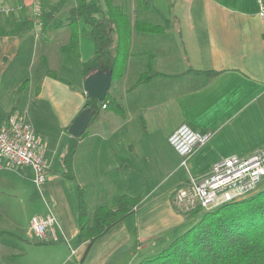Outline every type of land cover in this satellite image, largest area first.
Here are the masks:
<instances>
[{"label": "crops", "instance_id": "1", "mask_svg": "<svg viewBox=\"0 0 264 264\" xmlns=\"http://www.w3.org/2000/svg\"><path fill=\"white\" fill-rule=\"evenodd\" d=\"M136 1L123 6L131 22L143 19L167 28L131 34L126 71L111 90L124 114L102 110L88 125L70 159V179L62 158L74 138L69 127L87 99L79 62L93 55L80 46L79 60L60 52L69 42L66 26H55L54 50L38 44L42 38L33 30L0 33V120L9 114L26 120L44 147L48 167L37 188L31 167L2 168L0 190L10 185L11 192L24 196L22 202L28 188L38 191L31 219L47 212L55 217L56 241L47 237V245L34 244L25 222L29 240L17 235L24 245L19 261L32 249L44 255L45 264L72 259L74 264H137L186 230L188 223L172 205L178 186L205 177L226 157L264 149V25L256 0H170L173 11L167 17L157 14L152 0L149 10L138 12ZM42 35L46 38L45 31ZM149 63L160 76L134 86ZM181 126L211 134L185 164L168 143ZM115 195L140 197L142 207L88 249L79 234L80 199L91 221L94 210Z\"/></svg>", "mask_w": 264, "mask_h": 264}, {"label": "trees", "instance_id": "2", "mask_svg": "<svg viewBox=\"0 0 264 264\" xmlns=\"http://www.w3.org/2000/svg\"><path fill=\"white\" fill-rule=\"evenodd\" d=\"M24 1L13 0L12 8L15 12L26 9ZM34 2L39 9V19L43 23V34L54 14L65 5L66 0H59L57 5L52 4L51 0H33L28 7L33 8ZM136 7L138 12L143 13L150 9V0H137ZM13 12L6 13L4 23L0 25V33L17 36L34 29L31 21L33 16L30 18L24 13L16 18L13 17ZM81 23L88 27V37L92 40L94 52L90 59L79 62L80 75L85 80L88 75L97 71L111 73V84L105 99L97 101L87 98L83 106V109L88 108L93 112L91 126L102 110H109L117 115L124 114L122 102L111 94V90L121 81L126 71L131 34L162 33L167 24L153 25L143 19L131 22L128 12L123 7L115 5L113 0H75L69 19L65 22L60 21L56 27L66 26L70 29L69 42L60 48V52L78 60ZM158 76L160 74L156 73L149 63L146 72L140 75L134 86L145 85ZM87 131L88 128L80 138L85 137ZM78 139H70L62 158L64 175L68 179L71 178L69 163L77 149ZM184 185L178 186L175 191ZM261 185L263 181L247 196L208 211L194 208L180 212L174 204V191L172 205L175 210L184 216L187 223L198 218L165 249L141 259L137 264H264V186L260 188ZM141 207L140 197L115 195L108 204L97 207L92 220L89 221L88 208L80 199L79 234L89 249L95 240L105 235L113 226L137 213ZM7 236L18 238L10 232L0 231V244H3V237ZM50 243L46 240L34 242L35 245ZM21 256L22 253L10 255L8 261L10 264L14 263ZM0 264L4 263L0 261Z\"/></svg>", "mask_w": 264, "mask_h": 264}, {"label": "built area", "instance_id": "3", "mask_svg": "<svg viewBox=\"0 0 264 264\" xmlns=\"http://www.w3.org/2000/svg\"><path fill=\"white\" fill-rule=\"evenodd\" d=\"M256 3L258 15L264 25V0H256ZM3 11L8 14L14 9L5 7ZM33 24L35 36L42 37L43 23L39 19V9L35 2ZM210 137V133H200L181 126L169 136L168 143L182 158H189ZM44 154L40 139L26 120L15 114H9L0 120V169L31 167L35 175L34 183L39 187L44 183L48 169ZM263 179L264 149L247 157L229 156L215 163L205 177L190 179L178 188L174 194V204L181 211H189L195 206L208 211L254 192ZM54 224L55 217L51 212L33 217L30 229L34 239L44 241L50 237L55 242Z\"/></svg>", "mask_w": 264, "mask_h": 264}, {"label": "rangeland", "instance_id": "4", "mask_svg": "<svg viewBox=\"0 0 264 264\" xmlns=\"http://www.w3.org/2000/svg\"><path fill=\"white\" fill-rule=\"evenodd\" d=\"M58 1L59 0H55V1L51 0V3L57 5ZM169 1L170 0H152V4L157 8L158 15L162 13L163 15H165L164 17H167L168 13L173 11V7L172 6L169 7V4H168ZM0 2H1L0 9H2L0 10V25H1L4 23L3 20L6 16V13H4L3 11L4 8L5 7L11 8L14 5L12 3L13 0H0ZM24 2H25L24 4H26L25 5L26 9L23 8L21 12L19 11L18 13L14 11L12 13L13 17L17 18V16H20L21 14L26 13L28 17L32 18L33 8L28 7V5L31 4V0H27V1L25 0ZM74 2L75 0H66L65 5H63L59 10H57V13H55L56 16L54 20H52L45 29L46 38L41 37L42 39L38 40V42H40L38 44H41L47 50L49 49L54 50L51 45L53 44V41L54 42L57 41V37H55L56 23L60 21H67L69 19L70 10L74 6ZM113 3L115 5H119L120 7H123L126 3V0H113ZM131 4L134 7V4L133 3ZM31 21H33V19ZM87 31H88V27L81 23L80 33H79V46L81 47L80 51L82 53H85V51H87L90 55L91 54L93 55V43H92V40L87 36ZM196 132H199V131H196ZM187 159L188 157H183L182 161L186 162ZM262 181H263V185H261L260 188L264 186V179ZM34 186H35L34 188L38 187L36 184ZM10 189L11 187L9 185L7 186V190H0V231H8V232L16 233V235H18L19 237L29 240V238L26 237V234L30 226L31 216L32 214L34 215V213H36L38 210L37 209L38 200L36 198L39 196L38 195L39 192L35 191L32 194L31 189L28 188L29 192L27 193V195H29V197L27 198L26 201L22 202V199L24 198V196L20 197L17 192H15L14 190L11 192ZM198 209L199 208L195 206L194 210H198ZM180 212L182 211L180 210ZM196 219L189 222L187 226H191ZM28 220H29V226L25 224V222H27ZM2 243L4 245L0 244V261H2L4 264H10L8 261V257L10 255L23 253L22 251H24L23 243L18 242L13 237H9V236L3 237ZM36 250H40V249H36ZM25 251H27V254L21 259V261L18 260L19 263H17L16 261L11 264H45L44 255L42 253L34 252L32 249L25 250ZM70 261L71 262L69 264L75 263L74 259Z\"/></svg>", "mask_w": 264, "mask_h": 264}, {"label": "water", "instance_id": "5", "mask_svg": "<svg viewBox=\"0 0 264 264\" xmlns=\"http://www.w3.org/2000/svg\"><path fill=\"white\" fill-rule=\"evenodd\" d=\"M111 73L104 71H97L88 75L84 80V92L88 99L103 101L110 88ZM93 112L90 109H83L79 115L73 120L69 127L68 133L74 137L79 138L86 131L91 122ZM231 202V201H228ZM226 204V203H224Z\"/></svg>", "mask_w": 264, "mask_h": 264}]
</instances>
